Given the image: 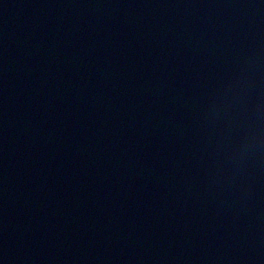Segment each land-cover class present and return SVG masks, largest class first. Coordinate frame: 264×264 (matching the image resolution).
Wrapping results in <instances>:
<instances>
[{
  "label": "water",
  "instance_id": "95a60500",
  "mask_svg": "<svg viewBox=\"0 0 264 264\" xmlns=\"http://www.w3.org/2000/svg\"><path fill=\"white\" fill-rule=\"evenodd\" d=\"M264 0H0V264H264Z\"/></svg>",
  "mask_w": 264,
  "mask_h": 264
},
{
  "label": "clouds",
  "instance_id": "9594fccd",
  "mask_svg": "<svg viewBox=\"0 0 264 264\" xmlns=\"http://www.w3.org/2000/svg\"><path fill=\"white\" fill-rule=\"evenodd\" d=\"M259 124V135L256 137V144L261 152H264V112L256 118Z\"/></svg>",
  "mask_w": 264,
  "mask_h": 264
}]
</instances>
